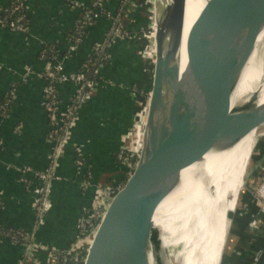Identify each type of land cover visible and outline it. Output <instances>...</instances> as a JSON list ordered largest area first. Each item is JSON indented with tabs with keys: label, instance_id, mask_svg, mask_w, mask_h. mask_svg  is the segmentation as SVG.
I'll return each instance as SVG.
<instances>
[{
	"label": "crops",
	"instance_id": "1",
	"mask_svg": "<svg viewBox=\"0 0 264 264\" xmlns=\"http://www.w3.org/2000/svg\"><path fill=\"white\" fill-rule=\"evenodd\" d=\"M95 1L24 0L28 32L12 31L0 25V109L8 104L6 115L0 114V227L34 232L39 245L58 251L71 246L77 238L82 218L93 213L100 198L98 187H103L107 181L118 183L122 178L123 171L115 162L117 153L127 140L130 143L138 140L130 136L141 103L134 96L133 86H149L151 81V73H148L151 69L145 61L152 54L148 45L144 51L148 56L144 55L143 60L139 55L145 36H139L134 42L124 39L115 42L108 51L111 61L102 71L101 84L79 112L71 141L63 148L58 160L56 175L59 180L52 184L51 209L43 216L44 225L35 229L38 214L34 208L36 196L33 188L40 183L33 181V186L28 189L21 179L26 169L44 171L53 151L48 139L50 121L45 110L46 84L43 80L50 62L44 60L42 54L48 47H52L51 51L58 47V62L63 65L64 72L78 74L85 62L97 55L96 46L106 39L114 24L111 19H100L89 28L86 36L81 37L76 51L70 53L73 33L82 23V11ZM121 1H106L104 7L109 15L117 14ZM10 3L11 0H0V7L7 8ZM134 9L127 19L129 31L133 29L132 25H138L137 20L145 8ZM154 56L155 52L151 56L152 62ZM77 95L74 83L61 85V109L72 106ZM146 109L144 120L136 129L140 132L135 131L139 140L145 129L147 106ZM78 149L93 172V186L89 188L83 184L85 169L76 165ZM237 228L230 243L235 263L264 264V260L255 263L256 254L264 250V236L260 233L252 237L248 231L241 249H237L235 244L239 241L236 238L241 237L240 222L235 225ZM260 243L262 248L253 251L254 247H260ZM38 255L41 264L51 263L48 253ZM24 258L22 246L10 242L0 245V264H19Z\"/></svg>",
	"mask_w": 264,
	"mask_h": 264
},
{
	"label": "water",
	"instance_id": "2",
	"mask_svg": "<svg viewBox=\"0 0 264 264\" xmlns=\"http://www.w3.org/2000/svg\"><path fill=\"white\" fill-rule=\"evenodd\" d=\"M186 7L187 0L154 2L156 52L140 156L123 193L121 189L105 211L106 223L87 264H185V257H176L183 247L169 250L165 231L155 226L161 204L181 186L184 172L207 156L229 152L255 132L249 167L264 147V105L257 104L258 95L232 108L236 87L264 31V0H236L228 18L211 9L210 31L199 23L192 30L182 72ZM196 219L189 226H198ZM233 220L230 215L225 219L227 236Z\"/></svg>",
	"mask_w": 264,
	"mask_h": 264
},
{
	"label": "built area",
	"instance_id": "3",
	"mask_svg": "<svg viewBox=\"0 0 264 264\" xmlns=\"http://www.w3.org/2000/svg\"><path fill=\"white\" fill-rule=\"evenodd\" d=\"M107 0H96L95 3L83 9L82 16V24L85 27H92L96 21H99L103 17L107 19H111L113 21V28L110 34L107 35L106 39L99 43L96 46V54L101 57V60H104L102 64L95 62L91 59H88L82 67V70L76 75H68L64 72L63 65L58 62L59 54L54 53V51L45 50L42 54V58L48 62H50L49 70L43 76V80L45 81L44 88V99H45V110L47 113V117L50 121V131L48 135L49 142L53 147L52 155L50 157V162L47 168L44 171H33L32 169H26L23 174V178L21 182L28 189L33 186V181H36L39 186L33 188V193L36 196L34 202V208L36 209V225L35 229L39 226L44 225L43 216L51 209V205L49 203V197L51 193L52 184L59 180L56 175L58 160L62 153L63 148L69 144L72 137V132L76 128L78 123V115L83 106L95 95L97 89L101 84V75L102 71L107 67L105 63L109 64L111 61V55L107 52V48H111L112 45L118 40H136L139 36L143 34H152V27L144 29L138 35L132 36L129 28L127 19L130 18L131 13L134 8L138 7L133 0H129L126 9L124 10L121 17L118 19H114L112 15L106 14L104 6ZM25 2L24 0H11L10 6L7 8L0 7V25L18 32H28L29 23L27 21L25 15ZM81 40H77L76 44H73L70 48V53H73L77 49V45ZM104 55V58H103ZM152 70V68H150ZM152 75V73H151ZM74 83L78 89V95L72 106L69 108L62 110L61 102L59 97V87L64 84ZM134 92H136L134 90ZM140 96V95H139ZM142 100L141 103L138 104L137 113L135 115V125L136 129L141 122H143L145 117V112L147 111L146 106L148 107L151 97V91H143L141 93ZM146 105V106H144ZM8 104H5L0 109V114L6 115ZM2 112V113H1ZM147 120V119H146ZM131 137L134 138L132 135ZM138 140L130 141L127 140L126 144H124L123 148L119 151L118 159L122 161L121 167L123 168V173L126 172L127 181L132 176L134 169L136 167L138 158L141 152L142 141L139 140V137L136 136ZM126 153H129L130 156L127 157ZM133 159H136V162H132ZM76 165L79 169H85V187H91L93 185V172L91 167L86 164L85 157L81 149L76 151ZM118 184L117 191L115 195L112 197V191L110 187L103 188L98 187L100 200L101 194L103 193L106 197L108 193H110V200L103 206L105 207V211L107 210L108 205L111 203L116 194L125 186L127 183ZM107 191V192H106ZM253 204L256 209V213L251 216V221L248 225V229L252 237L259 235L260 233H264V184L255 190V194L253 196ZM256 202V203H255ZM96 206V205H95ZM102 203L97 202V206L94 207L93 213L87 217L82 218L79 228L77 241L75 245H79V243L86 241L87 236H91L93 231L95 230L99 220L104 216L105 211L102 213L101 207ZM248 210V207L245 206ZM2 208L0 203V209ZM98 210V211H97ZM96 219V222L94 220ZM262 235V234H261ZM5 242H10L15 245L23 244L22 247L25 248V258L19 262V264H41L39 259L40 253H48L49 256L53 255L55 260L61 261L66 259L65 257L69 255L73 250H56L51 247H45L39 245L35 241L34 232H27L24 230H14V229H3L0 227V245ZM263 254L260 255L258 252L255 256V263H260V260H264V250ZM260 251V252H262ZM225 264H232L229 260H225Z\"/></svg>",
	"mask_w": 264,
	"mask_h": 264
},
{
	"label": "bare ground",
	"instance_id": "4",
	"mask_svg": "<svg viewBox=\"0 0 264 264\" xmlns=\"http://www.w3.org/2000/svg\"><path fill=\"white\" fill-rule=\"evenodd\" d=\"M235 1L187 0L181 49L182 72L188 63L189 41L194 26H198L199 23L200 29L207 26L208 30L209 23L212 22L211 9L220 10L225 18H228L233 13L231 5ZM154 22L152 18V24ZM225 35L230 37L227 30ZM263 87L264 31L259 36L255 52L236 87L232 108H240L249 103L256 94L258 95L257 104L264 105ZM253 138L256 141L255 132L233 150L207 156L203 164L186 170L181 186L159 207L155 216V226L166 233L163 239L165 247L169 250L171 247H183L176 257H185V264H220L223 247L228 239L226 232H228L229 221L227 225L225 219L235 211L237 206V197L245 182V174L255 145ZM184 197L187 199L182 201ZM104 216L103 225L107 219L106 215ZM193 218L199 219L198 226H189V221H193L191 220ZM101 228L96 234L97 238ZM196 255L198 258L195 257Z\"/></svg>",
	"mask_w": 264,
	"mask_h": 264
},
{
	"label": "rangeland",
	"instance_id": "5",
	"mask_svg": "<svg viewBox=\"0 0 264 264\" xmlns=\"http://www.w3.org/2000/svg\"><path fill=\"white\" fill-rule=\"evenodd\" d=\"M154 2H155V0H145L144 2H142L141 4L138 5V7L145 8V9H143L142 14H141L139 20H137L138 21V25L137 24H134L135 26L132 25V27H131L133 29H130V33H131L132 36H134L136 34L138 35L142 31H144V29L149 28V27H152V25H153L152 24V18H153L152 14H154ZM146 9H147V11L149 13L145 11ZM150 11H152V14L150 13ZM147 16H149V17L147 18L148 21L146 22L145 19H146ZM136 29H138V30H136ZM143 35L145 36L144 37L145 41L144 42L142 41V45L140 47L141 50L139 51V55H140L141 59H143V60H144V57L145 56H148L147 54H144V51L146 49V46L148 45V47H149L148 51L150 50V53H152V54H150L148 56V57H150V59H146L145 61H146V65L149 68H151L153 66V62L151 61L152 60L151 59V56L155 52L154 42L152 43V41L154 40V34L153 35L152 34H149V35L148 34H143ZM132 41L134 42L135 40L133 39ZM142 51H143V53H142ZM147 66H146V68H147ZM149 68H148V70H149ZM148 73H152V70H150ZM133 88L136 91V92H134V96L137 97L138 98L137 101L140 102L141 99H142L141 93L143 91H145L146 89H144V87H141V86H133ZM263 89H264V87H263ZM135 120H136V117L134 119V122H135ZM135 125H137V124L133 123V126L131 128V132H130V136H132V135L134 137L137 136V135H135V131H136V126ZM262 131L264 132V128L262 129ZM136 132H140V131L138 130ZM141 134H142V137H143V133H141ZM128 138H130V137H128ZM123 140L125 141V138ZM141 140H142V138H141ZM253 141L255 142L254 138H253ZM252 146H253V142H252ZM119 153H117V154H119ZM251 155H252V153H251ZM255 161H259L258 163H260V162H262V163L258 166V163L257 164H254ZM253 167H256V169L255 170H252ZM247 170L248 171L245 174V183L243 184V187L240 190V194L237 197V201H236L237 202V206L235 208V211L230 214V220L235 219L236 217L239 218L241 216H246L248 214V210L245 207L247 204L245 202L243 203V201H242L243 198H244V196L250 195L252 201H254L253 200V196L255 194V190L258 189L260 186H262L264 184V152L263 153L259 152L258 154H256L253 157V159L251 160V163H250L249 167L247 168ZM255 174H257V175L259 174V179L256 177L257 175L255 176ZM253 176H255V177H253ZM119 183L120 182L116 183V186L115 187H118V184ZM110 189H112V187H110ZM122 191H123V189L120 192H122ZM110 196H111L110 193H108L106 195V197L102 193L101 194V197H102L101 200L100 199H97V202L102 203V206H103L104 204H106L108 201L111 200L110 199V200L107 201V199H109ZM111 203L108 205L107 209L110 208ZM96 206H97V203H96ZM101 209H103L102 210V213H101V214H103V212L105 211L104 210L105 207L103 206V207H101ZM111 210H113V209L111 208ZM106 212H107V210H106ZM105 215H106V213H105ZM104 217L105 216H103L100 220H99V217H98V221H99L98 222V225L95 228V230L93 231L92 235L90 237L89 236L86 237V239H85L86 241H83L82 243H80L77 246V245H75L76 244V241H77V238L74 240V242L71 244V246L68 247V249L69 250H73V252H71L69 255H67L65 257L66 259H64L62 261V264H87L88 258H89V255H90V252L94 249L95 244H96L97 239H98L96 234L99 231V229L101 228V226H104L103 225V223H104ZM234 229H235V225L233 223L232 226L230 227V233H229V236H228V240H227V244H226V248H225V252H224L223 262H225V255L228 252V250L230 249V246H231L230 243L234 239V237H232V235H233V233H236V231L238 230V229H236V230H234ZM261 234L264 236V233H261ZM258 242L259 241H257V243ZM260 246H263V245L260 243ZM255 248H259L260 249L261 247H257L256 246ZM259 249H258V251H259ZM24 250H25V248H24ZM65 250H67V249H65ZM25 253H26V250H25ZM259 253L261 255V254H263V251L262 252H259ZM52 258H54L53 255H51V260H52Z\"/></svg>",
	"mask_w": 264,
	"mask_h": 264
},
{
	"label": "trees",
	"instance_id": "6",
	"mask_svg": "<svg viewBox=\"0 0 264 264\" xmlns=\"http://www.w3.org/2000/svg\"><path fill=\"white\" fill-rule=\"evenodd\" d=\"M128 1L129 0H123V1H121L120 2V6H119V9H118V12H117V14H115V15H113V17H114V19L116 18V19H118L119 18V16L121 17V15L123 14V12H124V10L126 9V7H127V4H128ZM136 4H141L142 2H144L145 0H133ZM106 5V4H105ZM104 10H105V15L104 16H106V14H109L108 13V10L104 7ZM103 18H106V17H103ZM98 23V21H96L95 23H94V25L95 24H97ZM93 25V26H94ZM89 28L90 27H85L82 23L80 24V26L78 27V29L73 33V38H72V45L73 44H76V41L77 40H81V37H84V36H86V34L88 33V31H89ZM53 48H55V49H53V51H54V53L56 54V53H58V47H53ZM52 49V47L50 48V47H48V49H47V51H50ZM109 51V48H107V50H106V53ZM103 58H104V55H103ZM91 60H93V61H95V62H97L98 61V63H100V64H102L103 62H104V60H101V57H99L98 55H95V56H93V57H91L90 58ZM105 66H107L108 67V64L107 63H105ZM99 81H101V80H99ZM151 87H150V85L149 86H145L144 87V89H146L145 91H148V90H151L150 89ZM142 100V99H141ZM261 153H263L264 152V147L262 148V150L260 151ZM119 153V152H118ZM126 156L127 157H129L130 156V154L129 153H126ZM115 162H116V164H117V166H120V168H122L121 167V165H122V161H119V159H118V154H117V156H116V159H115ZM132 162L134 163V162H136V159H133L132 160ZM259 161H255V163L254 164H257ZM122 171V170H121ZM124 172V171H123ZM257 174H255V176H256ZM254 176V177H255ZM258 179H259V174L256 176ZM127 176H126V172L125 173H123V175H122V178L120 179V180H118L120 183H125L126 181H127ZM119 183V184H120ZM116 186V183H114V182H106L105 184H103V188H106V187H112V189H111V191H112V197L115 195V193H116V191H117V188L115 187ZM115 187V188H114ZM100 189H101V187H100ZM243 203L245 202L247 205V207H248V214L246 215V216H241V217H239V218H235L234 219V225H236V226H238V222H240L241 223V228H239L241 231H239V234L241 235V237L240 238H236V241H239V242H237L235 245L237 246V249H241V245H243L242 243H243V241H244V239L246 238L245 236V234H247L248 233V231H249V229H248V225H249V223H250V221H251V216L253 215V214H255L256 213V209H255V207H254V204H253V202H252V199H251V196L250 195H246V196H244V198H243ZM94 222H96V219L94 220ZM240 227V226H239ZM238 229V228H237ZM236 230V229H235ZM82 243V242H81ZM80 244V243H79ZM23 244L21 243L20 245H18V246H22ZM261 248H262V246H260ZM259 248H253L252 250L253 251H255V250H258ZM231 251H230V249L228 250V252L226 253V255H225V260H229L232 264H237V263H235L236 262V259L234 258L235 256H233L231 253H230ZM62 259H61V261H59V260H55L54 258H52V260H51V263L50 264H62ZM223 264H225L224 262H223Z\"/></svg>",
	"mask_w": 264,
	"mask_h": 264
}]
</instances>
